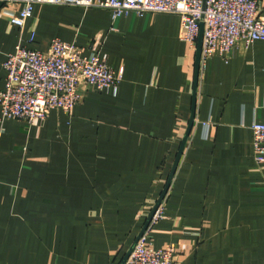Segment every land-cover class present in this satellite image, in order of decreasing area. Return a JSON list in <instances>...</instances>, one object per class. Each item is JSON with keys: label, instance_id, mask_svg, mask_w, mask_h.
Returning <instances> with one entry per match:
<instances>
[{"label": "crops", "instance_id": "1", "mask_svg": "<svg viewBox=\"0 0 264 264\" xmlns=\"http://www.w3.org/2000/svg\"><path fill=\"white\" fill-rule=\"evenodd\" d=\"M1 12L0 91L20 42L96 50L124 77L111 92L81 85L72 115L52 111L32 125L2 123L0 106V264H121L168 185L193 114L164 218L146 241L175 249L180 264H264V156L251 130L264 123V40L214 57L196 83L197 47L182 41L178 16L115 20L39 5L22 31Z\"/></svg>", "mask_w": 264, "mask_h": 264}, {"label": "built area", "instance_id": "2", "mask_svg": "<svg viewBox=\"0 0 264 264\" xmlns=\"http://www.w3.org/2000/svg\"><path fill=\"white\" fill-rule=\"evenodd\" d=\"M39 5L106 10L115 20L130 14L175 15L182 21L181 39L191 48L198 45L203 23L201 74L214 57L227 60L240 45L249 48L264 40V0H0V11L11 25L24 31ZM34 39L33 35L30 42ZM3 67L2 123L14 119L32 125L47 119L52 111L72 115L84 99L81 85L111 92L124 77L123 71L116 72L102 61L96 50L86 57L76 45L60 39L52 41L48 52L32 51L20 42ZM251 130L254 150L264 156V123H254ZM164 210L165 199L125 264H180L175 249H156L146 241L151 226L164 218Z\"/></svg>", "mask_w": 264, "mask_h": 264}, {"label": "water", "instance_id": "3", "mask_svg": "<svg viewBox=\"0 0 264 264\" xmlns=\"http://www.w3.org/2000/svg\"><path fill=\"white\" fill-rule=\"evenodd\" d=\"M203 29H204V25L203 23L201 24V32H200V37H199V41H198V45H197V71H196V83H197V80H198V74H199V69H200V58H201V52H202V44H203ZM193 120H194V114L192 115V119H191V123H190V126H189V129L186 133V136L183 140V143H182V146H181V149L179 151V155L176 159V162L174 164V167H173V171L171 173V178L170 180L168 181V185L166 187V189L164 190V192L162 193V196L161 198L159 199L158 203L156 204V206L154 207V210L152 211L147 223H146V226L145 228L143 229L141 235L139 236L138 240L136 241V243L133 245V247L130 249V251L128 252L127 256L125 257V259L123 260V262L121 264H125V262L127 261V259L129 258L130 254L132 253L133 249L135 248L136 244L139 242V240L143 237V235L145 234L147 228L149 227L157 209L159 208L160 204L163 202V200L165 199V196L167 194V191L169 189V186H170V183L172 181V177L179 165V162H180V159L182 157V154L184 152V149H185V146L187 144V141H188V138H189V135H190V131H191V128H192V124H193Z\"/></svg>", "mask_w": 264, "mask_h": 264}]
</instances>
